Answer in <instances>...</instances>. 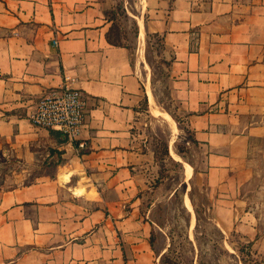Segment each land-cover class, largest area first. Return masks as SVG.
Here are the masks:
<instances>
[{
    "label": "crops",
    "instance_id": "0c3cea01",
    "mask_svg": "<svg viewBox=\"0 0 264 264\" xmlns=\"http://www.w3.org/2000/svg\"><path fill=\"white\" fill-rule=\"evenodd\" d=\"M114 2L0 0V152L43 167L0 186V264H162L144 204L160 160L137 44L117 41ZM139 4V40L159 39L212 225L264 264V0ZM67 84L88 100L76 142L28 118Z\"/></svg>",
    "mask_w": 264,
    "mask_h": 264
},
{
    "label": "rangeland",
    "instance_id": "374dc122",
    "mask_svg": "<svg viewBox=\"0 0 264 264\" xmlns=\"http://www.w3.org/2000/svg\"><path fill=\"white\" fill-rule=\"evenodd\" d=\"M113 1L117 41L126 46L137 44L132 51L133 59L147 92L143 121L148 124L160 160L158 178L144 196V204L162 236L159 243L162 264H257L247 244L233 238L231 243H223L220 231L212 225L204 186L200 179L193 180L197 151L189 146V131L176 116L169 98L159 39L147 36L139 40L142 5L139 0ZM166 115L177 121V128L173 120L174 128L171 120H166ZM172 155L180 161L172 159ZM42 172L43 167L36 169L0 152V186L28 184Z\"/></svg>",
    "mask_w": 264,
    "mask_h": 264
},
{
    "label": "built area",
    "instance_id": "2783aa9c",
    "mask_svg": "<svg viewBox=\"0 0 264 264\" xmlns=\"http://www.w3.org/2000/svg\"><path fill=\"white\" fill-rule=\"evenodd\" d=\"M89 115L86 94L68 84L38 101L28 118L38 127L58 131L71 142L80 140ZM86 148L85 142L78 144Z\"/></svg>",
    "mask_w": 264,
    "mask_h": 264
},
{
    "label": "bare ground",
    "instance_id": "6f19581e",
    "mask_svg": "<svg viewBox=\"0 0 264 264\" xmlns=\"http://www.w3.org/2000/svg\"><path fill=\"white\" fill-rule=\"evenodd\" d=\"M140 27H141V31H142V37H144V31H143V23L142 22H140ZM142 41V40H141ZM158 115H159V113H158ZM166 120H171V124H172V127L174 128V124H173V122H172V119H170V117L168 116V115H166ZM175 130V129H174ZM173 154V153H172ZM175 156V155H174Z\"/></svg>",
    "mask_w": 264,
    "mask_h": 264
},
{
    "label": "trees",
    "instance_id": "16d2710c",
    "mask_svg": "<svg viewBox=\"0 0 264 264\" xmlns=\"http://www.w3.org/2000/svg\"><path fill=\"white\" fill-rule=\"evenodd\" d=\"M115 44H118V43L115 42Z\"/></svg>",
    "mask_w": 264,
    "mask_h": 264
}]
</instances>
